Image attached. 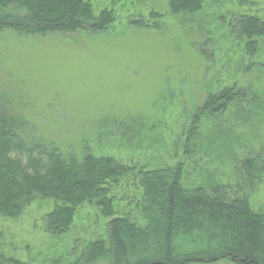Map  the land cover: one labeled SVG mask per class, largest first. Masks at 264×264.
<instances>
[{"label":"rangeland","instance_id":"obj_1","mask_svg":"<svg viewBox=\"0 0 264 264\" xmlns=\"http://www.w3.org/2000/svg\"><path fill=\"white\" fill-rule=\"evenodd\" d=\"M89 1L95 15L113 10L106 29L0 31V100L46 145L77 156L89 148L134 171L113 186L112 215L84 203L61 234L44 229L51 198H37L16 217L0 215V251L26 264L74 260L87 242L106 238L111 219L136 217L138 170L181 163L185 189L235 185L240 161L264 148V35L247 49L232 27L239 15L264 19V0H208L195 14L178 16L169 12L168 0ZM137 17L157 26H134L129 20ZM234 85L247 89L241 106L199 116L187 151L186 130L206 96ZM246 191L251 207L264 209V173Z\"/></svg>","mask_w":264,"mask_h":264},{"label":"trees","instance_id":"obj_2","mask_svg":"<svg viewBox=\"0 0 264 264\" xmlns=\"http://www.w3.org/2000/svg\"><path fill=\"white\" fill-rule=\"evenodd\" d=\"M207 1L168 0V10L177 16L195 14ZM114 20L112 9L95 15L89 0H0V31L98 32ZM129 22L157 26L143 17ZM232 27L246 39L247 49L264 35V19L257 15H239ZM247 94L246 88L235 85L208 94L186 130V150L192 152L199 116L237 110ZM33 127L0 100V215L16 217L37 198L54 199L53 209L43 216L44 229L51 234L68 231L77 207L84 203H96L104 215H112L113 186L134 167L89 148L81 156L65 154L35 139ZM263 154L264 148L240 161V181L235 185L185 189L181 163L134 172L142 189L137 216L114 217L105 239L87 242L74 260L59 258L51 264H188L223 258L264 264V209L254 210L246 191L262 178ZM0 264L26 263L0 251Z\"/></svg>","mask_w":264,"mask_h":264}]
</instances>
